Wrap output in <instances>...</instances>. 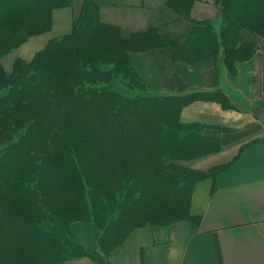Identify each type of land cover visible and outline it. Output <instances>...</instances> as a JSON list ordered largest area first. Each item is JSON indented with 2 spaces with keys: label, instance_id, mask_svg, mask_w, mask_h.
<instances>
[{
  "label": "trees",
  "instance_id": "1",
  "mask_svg": "<svg viewBox=\"0 0 264 264\" xmlns=\"http://www.w3.org/2000/svg\"><path fill=\"white\" fill-rule=\"evenodd\" d=\"M72 1L0 0V264L94 257L71 232L75 220L96 224L104 252L135 226L193 220L196 182L219 170L178 163L203 153L201 137L179 120L187 99L148 92L130 61L140 45L103 21L94 0L71 33L6 72L2 57L50 30L54 10ZM217 1L226 29L262 26L264 0H254L257 22L244 17L252 0ZM116 74L135 76L142 92L118 91ZM150 212L152 220L124 229Z\"/></svg>",
  "mask_w": 264,
  "mask_h": 264
},
{
  "label": "crops",
  "instance_id": "2",
  "mask_svg": "<svg viewBox=\"0 0 264 264\" xmlns=\"http://www.w3.org/2000/svg\"><path fill=\"white\" fill-rule=\"evenodd\" d=\"M94 1L103 21L140 45L130 61L148 92L187 99L179 120L201 137L203 153L178 163L219 170L196 182L193 220L135 226L108 252L95 223L75 220V239L96 255L44 264H264V22L226 29L217 0ZM84 2L56 8L50 30L4 56L5 70L71 33ZM248 8L244 17L257 22L254 0Z\"/></svg>",
  "mask_w": 264,
  "mask_h": 264
},
{
  "label": "rangeland",
  "instance_id": "3",
  "mask_svg": "<svg viewBox=\"0 0 264 264\" xmlns=\"http://www.w3.org/2000/svg\"><path fill=\"white\" fill-rule=\"evenodd\" d=\"M22 44V43H21ZM20 44V45H21ZM19 45V46H20ZM18 46V47H19ZM38 52V51H37ZM36 52V53H37ZM9 53V52H8ZM7 53V54H8ZM35 53V54H36ZM7 54H5L4 56H6ZM35 54H34V56H35ZM2 57V59H1V61H2V64H3V59L5 58V57ZM34 56H33V58H34ZM32 58V59H33ZM18 59H20V58H17L16 60H15V62H14V65H13V70L15 69V64H16V61L18 60ZM31 59V60H32ZM4 66V65H3ZM5 69V68H4ZM13 70H12V72H13ZM7 72V71H6ZM113 81L115 82V88L118 90V91H121L122 93H124L125 95H133V94H136V93H139V92H142V86H141V84L137 81V79H136V77L135 76H127V75H123V74H116L115 75V77H113ZM127 81H131V82H133L134 83V86H130V85H128L127 84ZM188 201V200H187ZM186 201V202H187ZM188 203V202H187ZM151 216H152V212H150V213H147V215H144L143 214V216H140L139 218H137V219H133V221L131 220V221H129V223H127V225L125 226V228L124 229H128L130 226H134L135 224H137V223H140V222H144V221H150V220H152V218H151ZM146 217V218H145ZM14 245V247L16 246V248H18L17 249V251L19 250V246H17L18 245V243L17 242H15V244H13ZM15 248V249H16ZM5 256H7V253H6V255ZM41 259V261H44L45 260V257L44 258H40Z\"/></svg>",
  "mask_w": 264,
  "mask_h": 264
}]
</instances>
